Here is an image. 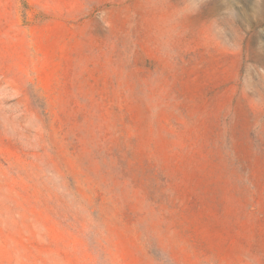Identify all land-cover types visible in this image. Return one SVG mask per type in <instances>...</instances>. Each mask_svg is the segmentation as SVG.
<instances>
[{
	"label": "rangeland",
	"instance_id": "374dc122",
	"mask_svg": "<svg viewBox=\"0 0 264 264\" xmlns=\"http://www.w3.org/2000/svg\"><path fill=\"white\" fill-rule=\"evenodd\" d=\"M0 264H264V0H0Z\"/></svg>",
	"mask_w": 264,
	"mask_h": 264
}]
</instances>
